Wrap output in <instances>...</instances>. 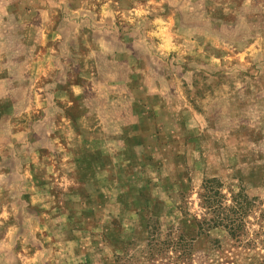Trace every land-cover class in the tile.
I'll list each match as a JSON object with an SVG mask.
<instances>
[{"label":"rangeland","instance_id":"obj_1","mask_svg":"<svg viewBox=\"0 0 264 264\" xmlns=\"http://www.w3.org/2000/svg\"><path fill=\"white\" fill-rule=\"evenodd\" d=\"M206 188L254 240L264 0H0V264L264 263Z\"/></svg>","mask_w":264,"mask_h":264},{"label":"trees","instance_id":"obj_2","mask_svg":"<svg viewBox=\"0 0 264 264\" xmlns=\"http://www.w3.org/2000/svg\"><path fill=\"white\" fill-rule=\"evenodd\" d=\"M210 193L211 190L206 188L205 194L201 195L200 199L202 200V208L207 211L206 214H212L214 217L208 219L204 213V216H202L197 223L199 231L205 232L206 228L222 227L227 231L230 238L238 242V246L250 248L256 243L264 246V210L260 211V215L257 219V224L260 228L258 234L256 233L254 235V240L246 241L248 230L245 219L249 212L247 207L250 205L248 198L244 197L245 201L240 199L233 200L234 203L230 206H226L222 202V197H220L219 193H215V201ZM179 247H181V242L177 249H179Z\"/></svg>","mask_w":264,"mask_h":264}]
</instances>
